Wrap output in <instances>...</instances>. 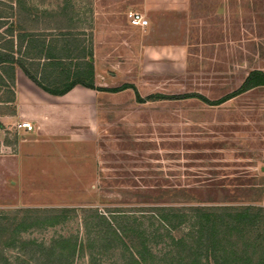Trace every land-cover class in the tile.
<instances>
[{"label": "rangeland", "instance_id": "obj_1", "mask_svg": "<svg viewBox=\"0 0 264 264\" xmlns=\"http://www.w3.org/2000/svg\"><path fill=\"white\" fill-rule=\"evenodd\" d=\"M20 2L51 27L71 21L93 50L95 79L107 87L96 123L77 135L39 138L12 128L0 141V156L17 155L16 172L0 170V214L74 210L54 227L37 223L24 240L83 238L88 209L145 220L158 206L264 207V87L211 104L237 91L250 72H264V0ZM18 3L0 0V9L9 13ZM131 12L149 25L132 27ZM150 44L188 46V57L174 67L147 62L142 48ZM154 95L168 99L147 100ZM8 96L0 92V99ZM88 221L94 223L91 215ZM248 239L264 252V227ZM95 246L103 253L97 264H121L118 252ZM16 257L6 252L10 264H26Z\"/></svg>", "mask_w": 264, "mask_h": 264}, {"label": "trees", "instance_id": "obj_2", "mask_svg": "<svg viewBox=\"0 0 264 264\" xmlns=\"http://www.w3.org/2000/svg\"><path fill=\"white\" fill-rule=\"evenodd\" d=\"M23 4L19 0L15 8L9 7V13L0 9V88H9L13 93L19 68L50 95L63 96L77 85L102 90L95 85L93 50L75 34L71 21L65 27H51L31 9L24 12ZM260 87H264V72L254 70L237 91L211 104H222ZM190 97L210 103L200 95L181 98ZM152 99L168 98L154 95L147 100ZM138 100L144 102L140 97ZM73 211L27 209L17 211L13 217L0 214V264H10L6 252L11 250L26 264H75L86 255L88 264H97L98 256L109 250L120 254L121 264H264V252L258 255L248 244L253 231L264 227V207L257 205L158 206L145 220L123 213L107 217L88 209L82 210L86 229L83 238L59 236L49 244L23 239L29 228L39 223L54 227ZM89 215L93 224L88 221ZM160 243L165 247L156 249ZM95 244L102 254L96 251Z\"/></svg>", "mask_w": 264, "mask_h": 264}, {"label": "crops", "instance_id": "obj_3", "mask_svg": "<svg viewBox=\"0 0 264 264\" xmlns=\"http://www.w3.org/2000/svg\"><path fill=\"white\" fill-rule=\"evenodd\" d=\"M142 55L147 62L165 60L172 67L182 66L181 62L188 57V46L186 49L185 46L150 44L143 46ZM97 80L95 79V85L102 89L100 91L77 85L63 96H54L35 85L18 68L13 93L9 88H0L1 93L9 95L7 99H0V141L12 128L19 134L34 132L35 137L39 138H63L77 135L80 127L93 126L97 121V101L102 98L100 93L107 92V87L98 84ZM21 121L30 122L34 130L29 132L19 128ZM0 165V170L6 172L5 176L13 174L16 172L17 155L0 156ZM4 181L0 176V184H4Z\"/></svg>", "mask_w": 264, "mask_h": 264}, {"label": "built area", "instance_id": "obj_4", "mask_svg": "<svg viewBox=\"0 0 264 264\" xmlns=\"http://www.w3.org/2000/svg\"><path fill=\"white\" fill-rule=\"evenodd\" d=\"M128 21L132 27L145 29L149 25L148 19L139 12H131L128 14ZM21 129H25L27 131H33V126L28 121H22L19 126Z\"/></svg>", "mask_w": 264, "mask_h": 264}]
</instances>
